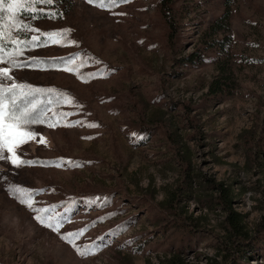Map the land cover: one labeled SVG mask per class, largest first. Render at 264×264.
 I'll return each mask as SVG.
<instances>
[{
    "label": "rangeland",
    "instance_id": "374dc122",
    "mask_svg": "<svg viewBox=\"0 0 264 264\" xmlns=\"http://www.w3.org/2000/svg\"><path fill=\"white\" fill-rule=\"evenodd\" d=\"M38 7L62 16L36 19V28L71 29L77 43L38 47L22 59L79 54L76 66H84L79 76L12 72L15 82L60 90L74 102L51 109L49 116L72 115L55 128L34 125L36 139L18 150L23 159L53 163L17 168L0 160V264H264V244L231 261L225 212L211 201L208 182L231 185L233 206L257 233L264 223V0ZM72 121L80 123L67 126ZM9 185L42 189L35 206H56L61 231L34 219ZM80 229L76 245H99L95 254L81 256L61 238Z\"/></svg>",
    "mask_w": 264,
    "mask_h": 264
},
{
    "label": "snow or ice",
    "instance_id": "6c2138e0",
    "mask_svg": "<svg viewBox=\"0 0 264 264\" xmlns=\"http://www.w3.org/2000/svg\"><path fill=\"white\" fill-rule=\"evenodd\" d=\"M124 2L127 0H88V3L98 4L101 8H111L117 3ZM54 3L55 0H0V65H7L0 66V160H6L17 168L37 163H53L23 159L18 154V150L29 141L36 139L38 134L33 130L34 125L55 128L64 122L66 117L71 116L70 112L56 113L54 111L52 116H49V111L65 103H73L74 99L60 90L43 89L27 83L15 82L12 76L13 70L25 67L38 70H65L70 73L75 72L79 76V68L84 66L83 61L76 66L79 54L72 57L22 59L26 51L38 47L77 43L69 39L71 29L43 32L32 23L36 19H56L62 16V13L57 11H45L44 7H38L43 5L51 8ZM88 75L94 77L97 74L89 73ZM80 78L88 82L85 77L80 76ZM52 120L55 122H51ZM79 123L80 121H72L67 126ZM41 142L46 143V139L42 138ZM66 163L74 165L72 161ZM56 166H63V164ZM8 191L20 203L36 213L34 219L41 225L58 233L61 231L65 221L59 219V216L54 213L56 206H35L36 202L33 199L35 192L43 191L42 189L32 190L20 185H9ZM84 231L86 229L65 233L61 238L71 244L79 255H93L100 250L99 245H87L81 248L75 243Z\"/></svg>",
    "mask_w": 264,
    "mask_h": 264
},
{
    "label": "trees",
    "instance_id": "16d2710c",
    "mask_svg": "<svg viewBox=\"0 0 264 264\" xmlns=\"http://www.w3.org/2000/svg\"><path fill=\"white\" fill-rule=\"evenodd\" d=\"M43 57L45 59H48L64 56L43 55ZM212 86L214 90H220V86L222 85L219 80H216L212 83ZM208 180V182H210L209 185L216 192L215 196L211 195V201L213 199L217 203H219L225 212L224 228L227 239L230 243L227 249H231V251L233 252L231 256V261H233L234 259L238 260L237 257L243 254L246 251L247 247H250L251 245L261 247L264 244V223L260 222L259 224H257L256 229L258 231L257 233L253 234V232L247 226V223L244 219V213H242L239 209L233 206L234 189L231 187V185L223 181H212L211 179ZM189 183H191V180H189ZM174 198L175 197L173 192H169L166 197V199L170 200L171 203Z\"/></svg>",
    "mask_w": 264,
    "mask_h": 264
}]
</instances>
